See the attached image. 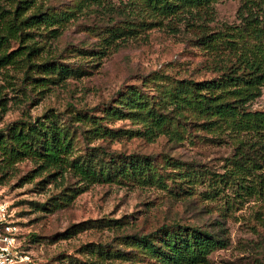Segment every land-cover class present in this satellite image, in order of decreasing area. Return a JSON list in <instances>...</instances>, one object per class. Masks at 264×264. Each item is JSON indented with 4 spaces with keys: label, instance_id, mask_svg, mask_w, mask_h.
I'll return each mask as SVG.
<instances>
[{
    "label": "rangeland",
    "instance_id": "374dc122",
    "mask_svg": "<svg viewBox=\"0 0 264 264\" xmlns=\"http://www.w3.org/2000/svg\"><path fill=\"white\" fill-rule=\"evenodd\" d=\"M108 2L109 10L86 0H35L49 14H72L59 24L25 30L30 33L25 43L36 50L32 64L48 62L65 70L46 72L36 65L27 70L24 57L0 65V138L7 146L15 125L44 124L70 143V162L98 164L108 159L104 150L115 158L142 154L154 165L131 178L116 175L112 167L108 180L80 183L70 172L51 182L35 171L30 158L9 165L0 152V199L19 228L30 264H163L133 236L151 233L156 242L171 234L190 239L186 227L226 238V246L201 264H264V135L257 142L249 134L208 133L195 123L183 131L171 122L170 130L181 132L178 139L167 133L148 139L143 134L148 121L112 115L114 108L125 110L119 102L129 91L169 112L170 105H158L159 84L220 75L217 66L233 58L203 46L202 31H238L243 14L262 25L264 0H217L211 20L186 13L152 24L147 16L135 17L136 5L127 0ZM0 3L13 5L12 0ZM123 21L136 27L135 35L104 49L109 33L126 26ZM241 42L264 46V33ZM20 45L11 39L3 48L11 52ZM248 110L264 111V86ZM237 139L261 148L248 175L227 162ZM89 167L98 171L99 166Z\"/></svg>",
    "mask_w": 264,
    "mask_h": 264
},
{
    "label": "trees",
    "instance_id": "16d2710c",
    "mask_svg": "<svg viewBox=\"0 0 264 264\" xmlns=\"http://www.w3.org/2000/svg\"><path fill=\"white\" fill-rule=\"evenodd\" d=\"M86 1L104 5L103 8L106 10L112 7L108 2L110 0ZM127 1L136 5L135 17L140 16L141 20H145L147 16L152 24L160 22L162 18L171 21L186 13L195 19H202L203 15L211 20L213 9L211 5L217 0ZM12 2L13 5L9 8L0 3V65L12 64L15 57H24L28 70L36 65L31 62V56L36 50L30 43H25L30 34L25 30L40 24H59L72 14L63 16L65 10L49 14L43 10V6H37L35 0ZM33 7L35 10L26 14V11ZM241 17L244 25L238 31L221 30L212 33L202 31L203 34L200 36V43L207 49L215 52L222 49L221 52L226 53L224 56L233 58L217 66L216 69L222 71L220 75L208 80L181 79L159 84L162 88L158 90L161 100L158 105H170L172 108L169 112L156 110L154 102L149 104L138 92L129 91L124 100L119 102L125 110L114 108L112 115L127 113L131 118L140 119L145 123L148 121L143 132L148 139L165 133L173 139H178L181 132L178 129L170 130L171 122H175L182 125L183 131L185 124L195 123L198 128L208 133L220 134L222 131H229L232 133L231 137L249 134L257 137V142H260L259 139L264 135V111H251L248 107L261 95L264 86V46L256 43L243 47L241 41L245 37L258 40L264 33V23L261 25L250 15L243 14ZM122 23L126 26L109 33L104 49L117 46V39L135 35L136 27L133 24H130L133 26L130 27L128 26L130 22ZM11 39H18L21 45L7 52L3 47H6V43ZM36 66L43 67L42 70L46 72L65 70V67L62 68L60 65L50 66L48 62ZM8 139L9 144L6 146L0 138V152L4 161L12 165L23 158H30L36 164L35 171L38 174L45 173L51 182L63 179L65 174L70 172L80 183L93 182L96 178L108 180L111 174L107 170L112 167L116 175L131 178L154 165L149 157L142 154L115 158L104 150L101 153L108 155V159L98 164H92L90 161L84 164L70 162L68 158L71 152L70 143L61 132L44 124L27 127L23 124L15 125L10 130ZM260 150L261 148L255 147L254 144L247 145L244 140L237 139L234 153L227 162L230 166H235L239 175H248L258 165ZM89 166H99L98 171ZM74 193L64 194L59 203L63 205L64 201L74 196ZM186 228L190 239L171 234L166 236V240L156 242L151 233L137 234L133 238L152 251L163 264H201L206 262L207 256L213 250L226 246V238L197 227Z\"/></svg>",
    "mask_w": 264,
    "mask_h": 264
},
{
    "label": "built area",
    "instance_id": "2783aa9c",
    "mask_svg": "<svg viewBox=\"0 0 264 264\" xmlns=\"http://www.w3.org/2000/svg\"><path fill=\"white\" fill-rule=\"evenodd\" d=\"M31 258L23 247L18 226L0 199V264H30Z\"/></svg>",
    "mask_w": 264,
    "mask_h": 264
}]
</instances>
